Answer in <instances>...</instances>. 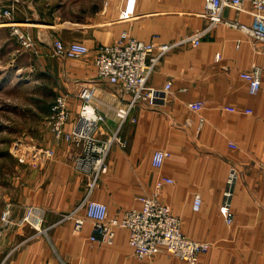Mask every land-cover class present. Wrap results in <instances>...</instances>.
<instances>
[{
    "label": "crops",
    "instance_id": "0c3cea01",
    "mask_svg": "<svg viewBox=\"0 0 264 264\" xmlns=\"http://www.w3.org/2000/svg\"><path fill=\"white\" fill-rule=\"evenodd\" d=\"M204 2L105 0L94 20L53 23V31L31 29L41 52L38 58L53 79L56 96L71 88L73 93L76 79L95 78V48L114 42L124 30L158 44L205 27ZM249 6V1L243 3L245 9ZM223 15L248 24L253 21L244 9L226 7ZM57 35L65 43H86L89 53L78 58L53 55L51 42ZM18 44L13 53L25 57L26 51ZM261 46L243 31L221 23L199 44L175 46L161 58L148 83L162 87L172 81L166 104L134 107L136 119H128L122 129L127 144L113 145L108 169L90 195L107 204L110 218L119 217L126 208L141 209L142 196H154L180 216L185 235L212 243L199 254L196 264H264V89L251 93L249 83L240 76L243 70L259 65L264 80ZM98 85L116 90L106 82ZM192 102L203 104L192 108ZM81 103L76 95L70 97L67 128L72 127ZM226 106L242 110L231 111ZM106 127L105 122L102 129ZM42 137L45 140L40 144L54 146L56 153L44 165L32 168L31 186L25 185V171L24 181H18L20 194L12 200L11 229L0 232V263L191 264L164 251L136 257L127 227H116L113 243L100 244L88 238L89 221L80 232L74 231V220L58 222L62 213L72 211L86 197L88 175L76 165L71 143L55 142L49 130ZM158 148L169 152L161 167L152 163ZM232 167L238 177L231 201L234 220L229 225L219 209ZM196 193L202 197L199 209L193 207ZM29 207L42 216L41 228H48L45 233L22 220Z\"/></svg>",
    "mask_w": 264,
    "mask_h": 264
},
{
    "label": "built area",
    "instance_id": "2783aa9c",
    "mask_svg": "<svg viewBox=\"0 0 264 264\" xmlns=\"http://www.w3.org/2000/svg\"><path fill=\"white\" fill-rule=\"evenodd\" d=\"M245 1L250 2L248 9L243 7ZM226 7L246 10L253 17L252 23L225 17L223 11ZM11 11L7 9L1 16H9ZM201 15L208 19L205 27L170 42L158 44L145 42L126 30L122 31L114 42L99 44L95 48L94 61L97 70L95 78L83 81L76 79L73 82V93L71 88L56 96L50 113L46 117L45 125L55 142L65 140L71 143L75 148L73 158L76 165L88 175L86 197L75 209L62 213L58 222L74 220V231L80 232L84 223L89 221L91 231L88 238L100 244L113 243L116 227H127L129 244L133 248V254L139 258L164 251L168 255L196 264L199 254L211 246L212 243L209 241L196 240L185 235L180 216L173 213L170 205L154 196H142L141 209L126 208L121 211L119 217L113 218L109 217L106 203L90 198L101 176L108 169L107 157L113 145L118 143L126 146L127 144V140L122 136V129L128 119H136L132 116L134 107L166 104L172 91V81L168 80L162 87H154L148 83V80L161 58L170 49L185 43L197 45L204 35L222 23L243 31L251 39L260 41L261 50H264V0H205ZM22 25L12 19L0 21V26L12 28V33L15 34L23 49L36 51L37 42L20 29ZM89 51L90 47L81 41L65 43L59 36L52 40V54L55 56L78 58ZM262 70L261 66L253 65L240 73V76L249 83L251 93L264 89ZM100 82L113 85L116 90L110 91L98 85ZM74 95L80 98L82 103L72 127L67 128L71 120L70 97ZM202 104L192 102L190 106L195 108ZM225 108L231 111L242 110L236 106ZM243 110L251 112V109ZM105 122L107 127L102 129V124ZM33 141L15 144V147H12L11 151L17 156L19 162H31L34 166H40L55 156L54 146L41 145ZM168 156L169 152L165 149H156L153 165L161 167ZM237 177L238 171L232 167L219 209L229 225L234 220L231 201ZM167 181L172 179L167 178ZM201 203L202 197L200 193H196L194 209H199ZM11 206L7 203L0 217V222L4 226L12 223ZM83 208L84 214H80ZM22 220L37 229V232L45 233L48 230L46 227L41 228L42 216L36 215L32 207L28 209Z\"/></svg>",
    "mask_w": 264,
    "mask_h": 264
},
{
    "label": "rangeland",
    "instance_id": "374dc122",
    "mask_svg": "<svg viewBox=\"0 0 264 264\" xmlns=\"http://www.w3.org/2000/svg\"><path fill=\"white\" fill-rule=\"evenodd\" d=\"M104 2L105 0H0V21L12 19L20 25L27 23L20 29L33 38L31 30L33 28L51 30L55 29L50 26L53 23L66 25L71 22L94 20ZM7 9L12 10L10 17L1 16ZM0 27H4L0 30L2 32V37L0 36L1 217L7 203L12 205L13 214L12 200L20 194L16 187L18 181L19 183L21 180L24 181V171L27 187L32 185L34 178L32 171L34 165L31 162H19L11 151L12 147L33 140L40 144L45 140L42 136L49 130L45 125L46 117L50 113L56 91L53 89V79L46 73L44 61L40 62L38 58L41 53L39 46H36V51L23 49L10 26ZM33 39L37 42L35 38ZM16 43H19L21 50L26 51L25 57L18 55L20 52L13 53V48L17 47ZM8 226L0 222V232L9 231L11 227Z\"/></svg>",
    "mask_w": 264,
    "mask_h": 264
},
{
    "label": "bare ground",
    "instance_id": "6f19581e",
    "mask_svg": "<svg viewBox=\"0 0 264 264\" xmlns=\"http://www.w3.org/2000/svg\"><path fill=\"white\" fill-rule=\"evenodd\" d=\"M24 24H27V23H24Z\"/></svg>",
    "mask_w": 264,
    "mask_h": 264
}]
</instances>
